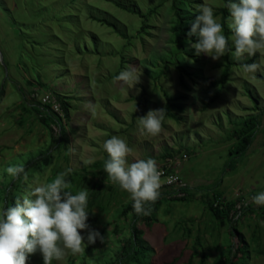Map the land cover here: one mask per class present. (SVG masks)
I'll use <instances>...</instances> for the list:
<instances>
[{"label":"rangeland","instance_id":"374dc122","mask_svg":"<svg viewBox=\"0 0 264 264\" xmlns=\"http://www.w3.org/2000/svg\"><path fill=\"white\" fill-rule=\"evenodd\" d=\"M172 3L0 0V86L5 85L0 100V190L16 181L6 172L8 166L44 163L41 155L54 151L50 150L54 140L64 139L52 166L40 175L35 173L25 188L47 183L70 167L73 171L66 179L74 192L87 187L89 195L92 190L99 195L96 204L88 207L87 222L105 240L98 239L84 253L75 257L68 253L53 264H119L127 260L121 249L132 234L133 218L131 212L126 217L121 213L131 201L117 185L106 183L103 170L107 159L103 143L113 135L123 138L132 149L129 162L151 157L157 165H164L169 154H188L175 167L191 188L188 201L163 203L150 229L143 219L136 220L137 228L146 231L143 240L153 250L149 255L153 264H201L203 259L205 264H221L235 240L229 228L218 227L207 211L206 201L215 194L226 201H238L237 209L250 207L251 211L239 212L234 225L250 244L247 264H264V217L260 207L251 202L253 195L264 191V50L240 61L256 57L260 68L255 74L234 65L220 98L205 106L215 93L211 83L220 78L224 59L196 55L187 34L198 5L209 4L216 13L224 2L176 0L182 14L179 22L170 9ZM150 10L155 12L151 15ZM140 15L148 19L146 32L141 30ZM217 17L219 22L223 20ZM196 42L197 37L192 36L191 43ZM229 57L238 63L231 53ZM130 65L137 67L140 78L127 88L114 77ZM181 70L194 79L186 77L190 89L180 85ZM45 93L65 99L70 106V118L63 121L64 137L54 124L52 133L34 112H23L22 94L32 106L33 95L41 100ZM165 93L174 104L161 131L156 136L141 134L137 118L150 110L167 109ZM89 102L95 104V114L87 110ZM254 114L260 119L254 142L239 156L234 131ZM4 196L0 191V209L7 203ZM236 249L234 246L233 254ZM42 262L41 255L35 253L26 264Z\"/></svg>","mask_w":264,"mask_h":264},{"label":"clouds","instance_id":"9594fccd","mask_svg":"<svg viewBox=\"0 0 264 264\" xmlns=\"http://www.w3.org/2000/svg\"><path fill=\"white\" fill-rule=\"evenodd\" d=\"M225 7L229 13L225 18L230 30L228 35L214 8L206 3L198 5L187 34L196 55L219 60L230 52L231 58L240 62L264 50V0H225ZM192 36L197 37L196 43H191ZM241 67L245 73L255 74L260 64L242 63ZM139 78L137 67L130 65L114 80L132 88ZM86 108L95 114V104L89 102ZM166 113L165 108L154 109L137 118L139 132L156 136ZM103 149L107 153L103 167L107 173L106 183L111 181L128 194L137 215H150L151 205L159 198L161 187L156 160L149 157L129 162L132 149L123 138L115 135L104 141ZM72 171L66 168L51 181L30 186L26 195L0 209V264H26L35 253L41 255L43 264H53L68 253L73 257L84 253L85 248L98 239L105 240L87 222L89 189L85 187L74 192L66 179ZM6 172L17 181L29 179L23 163L8 166ZM251 202L264 207V191L253 195ZM82 231L87 235H82Z\"/></svg>","mask_w":264,"mask_h":264},{"label":"trees","instance_id":"16d2710c","mask_svg":"<svg viewBox=\"0 0 264 264\" xmlns=\"http://www.w3.org/2000/svg\"><path fill=\"white\" fill-rule=\"evenodd\" d=\"M222 1L224 2L223 6L220 7L215 14L216 16H221L223 18L221 23L224 24L225 32H226L227 27L225 23V18L229 15V13L225 7V0H222ZM170 9H172L173 13L176 16V22H179V19H181L182 14H181L180 6L179 5L177 6L176 4V0H173V3L171 4ZM154 12H155L154 10H150L151 15ZM140 18L143 19L141 30L143 29V32H146L145 30L149 28V24L147 23L148 19L146 15H140ZM98 21L106 22L105 20L104 21L98 20ZM183 25L185 24L183 23ZM111 26L113 25L111 24ZM174 30H175L174 32L176 33L178 29L175 28ZM194 41H195V38H194ZM178 43H179L178 40L175 39V45L176 44L178 45ZM229 55H230V52L226 53L225 56H223L224 62L220 64V68L223 71L219 79H215L212 81L211 86L212 88L216 90H215L213 97L206 103L205 106H207V104L209 103H214L220 98L222 94V90L225 88V86L228 84L230 80V75L232 74V67L234 65L241 66L242 63H253L256 59V57H254L248 62L233 63L230 61ZM23 68L24 70L26 69L27 71L30 72L29 68L26 65H24ZM185 73H187L186 76H185ZM162 74H163V71H162ZM187 76L192 78L190 72H186V70H183L180 76V85L186 90L190 89L186 81ZM6 82H8V79L6 80ZM28 84L31 86L34 85V83L29 80H28ZM38 85L44 86V83L38 82ZM4 88H5V85L2 84L0 86V100L3 98L2 92ZM18 89H20V87ZM165 95H166V100H167V109H166L167 114H170L172 110L171 105L174 104L172 102L173 99L169 97L167 93H165ZM22 96L23 94L20 97L22 99L21 105H22V109L24 110L23 111L24 113H30V111L34 112L38 120H40L41 124H44L52 133L54 132V129L52 127V125L54 124L55 126L59 128L60 135L63 137L65 136L66 126L63 123V121L64 119L67 120L70 118V106L65 99H61V100L57 99L59 103L61 104V107L63 110L64 117L62 118L58 116V114L54 111V109L51 107L50 104H43L41 100L35 99L34 95L31 98L32 99L31 102L33 103L32 106H30L27 100L25 99V97H22ZM259 124H260L259 115L254 114L241 124L242 128L240 127L239 129H237V131H234V137L236 138V141H237L234 147L236 148L235 149L236 153L239 154V156L244 155L248 151L252 143L254 142V138L258 130ZM63 143H64V139H62L61 141L54 140L52 142L54 147L50 148V150L54 149V151L50 154L47 152L41 155L43 156L42 160L44 161V163H42L41 161H38L37 165H25L26 170L28 172L29 179H31L35 173L38 172V174L40 175L47 168L52 166L51 164L53 162L54 154L56 151L60 150ZM167 156L176 157L173 154H169ZM232 164L233 163H231L230 165ZM230 165H228V167ZM28 180L27 181H24L23 179L19 181L16 180L11 187L7 185L6 187L1 188L2 189L0 190L1 194L2 192L4 193L5 196L3 198L5 202H7L4 207L10 204H14L17 198H22L24 195H26L28 189H26L25 186L26 184H28ZM190 189L191 188L188 187L185 190L186 195L184 197H172V196L167 195L166 193L160 195L159 198L155 201V203L151 205V214L146 215L145 217H143V215H137L133 211L132 202L123 209L121 215L126 217L131 212L133 221H132V234L130 236V239L127 240L122 245V249H121V255L124 257H127V260L125 263L120 262L119 264H153L151 262V257H149V255L151 256V254L153 253V250L147 244H145L143 240V236H145L146 231L143 229L137 228V226L135 225L136 220L139 218L143 219L146 227L150 229L154 225V222L156 221L157 212L159 211L162 204L168 203V202L182 203V202L188 201ZM98 198H99L98 193L92 190L89 195L88 207H93L96 204ZM237 204H238V201L236 202V201L224 200L221 194H215L213 199L206 201L207 211L209 212L210 216L214 219L215 223L218 225V227H228L229 232H230V237H233V239L235 240L234 245L228 246V250H229L228 254H226L224 257L220 259L221 264H247L249 261V258L251 257V253L249 249L250 244L246 243L244 235L234 225V222L236 221L235 218L236 216H238L239 212L246 213L251 210H250V207L248 206H243L242 209L241 208L237 209L236 208ZM100 209L102 208L100 207ZM259 210L261 211L264 217V207H260ZM235 234H238L239 237H237ZM234 246H237V249H236V252H234L233 254ZM238 253L241 254L240 257H238L237 255ZM41 264H43V262ZM201 264H205L204 259L202 260Z\"/></svg>","mask_w":264,"mask_h":264},{"label":"built area","instance_id":"2783aa9c","mask_svg":"<svg viewBox=\"0 0 264 264\" xmlns=\"http://www.w3.org/2000/svg\"><path fill=\"white\" fill-rule=\"evenodd\" d=\"M41 101L43 104H50L59 117H64L61 104L51 93L43 94ZM187 158L188 155L183 154L178 157L169 158L164 165H157L161 173L160 195L164 193L172 197H184L186 195L185 190L189 186L175 170V167L180 165L182 161H185Z\"/></svg>","mask_w":264,"mask_h":264}]
</instances>
